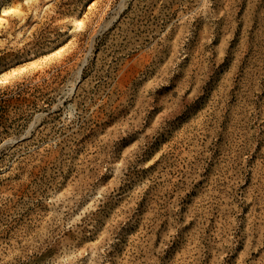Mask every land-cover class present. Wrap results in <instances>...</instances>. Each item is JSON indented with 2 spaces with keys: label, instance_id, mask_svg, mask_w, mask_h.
Instances as JSON below:
<instances>
[{
  "label": "rangeland",
  "instance_id": "rangeland-1",
  "mask_svg": "<svg viewBox=\"0 0 264 264\" xmlns=\"http://www.w3.org/2000/svg\"><path fill=\"white\" fill-rule=\"evenodd\" d=\"M0 264H264V0H0Z\"/></svg>",
  "mask_w": 264,
  "mask_h": 264
}]
</instances>
